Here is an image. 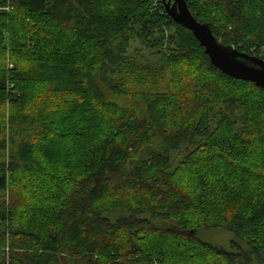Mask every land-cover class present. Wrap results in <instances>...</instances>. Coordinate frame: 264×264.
I'll use <instances>...</instances> for the list:
<instances>
[{
  "label": "trees",
  "instance_id": "obj_1",
  "mask_svg": "<svg viewBox=\"0 0 264 264\" xmlns=\"http://www.w3.org/2000/svg\"><path fill=\"white\" fill-rule=\"evenodd\" d=\"M187 3L264 59V0ZM0 264H264V90L161 0H0Z\"/></svg>",
  "mask_w": 264,
  "mask_h": 264
},
{
  "label": "water",
  "instance_id": "obj_2",
  "mask_svg": "<svg viewBox=\"0 0 264 264\" xmlns=\"http://www.w3.org/2000/svg\"><path fill=\"white\" fill-rule=\"evenodd\" d=\"M166 14L189 30L205 49L211 64L228 77L254 83L264 90V59L243 53L235 45L219 41L208 23L199 22L187 0H161Z\"/></svg>",
  "mask_w": 264,
  "mask_h": 264
},
{
  "label": "rangeland",
  "instance_id": "obj_3",
  "mask_svg": "<svg viewBox=\"0 0 264 264\" xmlns=\"http://www.w3.org/2000/svg\"><path fill=\"white\" fill-rule=\"evenodd\" d=\"M200 238L218 248H222L224 250H231L232 249V241L235 242L243 247L247 248V243L240 239H236L234 234L226 231L222 228L219 229H212V230H203L199 234Z\"/></svg>",
  "mask_w": 264,
  "mask_h": 264
},
{
  "label": "built area",
  "instance_id": "obj_4",
  "mask_svg": "<svg viewBox=\"0 0 264 264\" xmlns=\"http://www.w3.org/2000/svg\"><path fill=\"white\" fill-rule=\"evenodd\" d=\"M6 10H9V8H6Z\"/></svg>",
  "mask_w": 264,
  "mask_h": 264
}]
</instances>
